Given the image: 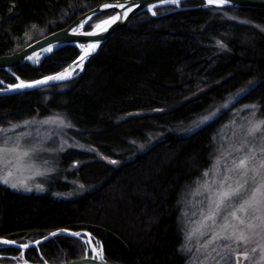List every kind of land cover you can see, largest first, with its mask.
Returning <instances> with one entry per match:
<instances>
[{"label": "trees", "instance_id": "16d2710c", "mask_svg": "<svg viewBox=\"0 0 264 264\" xmlns=\"http://www.w3.org/2000/svg\"><path fill=\"white\" fill-rule=\"evenodd\" d=\"M104 1L0 0V55L69 25ZM203 4L193 0L179 9H157L156 15L143 12L74 79L0 95V126L60 113L72 123L70 137L124 161L116 165L70 148L61 152L59 170L43 193L0 183V237L24 243L58 228L89 230L105 256L121 264H187L182 198L212 162L224 113L190 134L176 126L251 81L237 103L256 104L264 116V8ZM79 54L65 46L38 66L1 69L0 87L2 81L17 83V77L30 81L55 73ZM159 132L160 141L138 152L136 142ZM73 181L84 184V193L54 195L72 190ZM82 241L60 235L24 255L41 262L40 251L45 260L64 263L91 254Z\"/></svg>", "mask_w": 264, "mask_h": 264}, {"label": "rangeland", "instance_id": "374dc122", "mask_svg": "<svg viewBox=\"0 0 264 264\" xmlns=\"http://www.w3.org/2000/svg\"><path fill=\"white\" fill-rule=\"evenodd\" d=\"M114 13L115 11L112 10L93 17L87 23L85 30H92L96 24L111 17ZM77 72L78 70L75 74ZM253 83L252 81L247 82L230 93L224 100L214 103L201 115L175 128L182 134H190L224 113L222 116L224 122L215 134L216 145L212 162L203 175L185 190L182 198L181 222L184 234L182 249L187 255V264H264V261L260 260L261 248L264 247V228L247 229V224L240 225L239 221L230 216V212L239 205V198L222 205L215 217L205 219L209 213L216 210L214 202L217 200L218 191L224 187L235 186L237 182L244 179L235 170L229 171L233 164L245 155H252L250 149L256 150L257 159L252 163H257L259 158L264 157V153L259 151L264 146L260 139L262 133L257 132L255 138L247 135L250 125L264 120V116L259 113L256 104L237 103L238 98ZM252 105L255 107H251ZM24 121L29 123L24 124ZM71 128L72 123L60 113L35 114L28 119L0 126V148L3 149V152H0V183L16 191L41 194L46 190L50 177L59 170L61 152L70 148L93 152L109 163L116 161L117 163H113L116 165L124 162L105 156L96 147L70 137ZM163 136L164 134L159 132L150 135L146 142H136L138 152H144L160 141ZM130 158L132 157L127 160ZM261 173L264 174V170H261ZM249 176H252L251 172ZM4 179L8 180L7 184L3 182ZM258 180L259 177H257ZM12 184H16L17 187H12ZM72 184L75 185L72 190L55 191L54 195L75 198L86 190L80 181H73ZM253 186L250 181L248 191L243 193L242 198L250 194ZM240 215L244 216L246 221L250 220L253 224H260L259 220L252 219L251 212L246 215L240 213ZM225 217L234 226L227 230L228 233L235 231L236 235H239L240 229H245L244 235L247 237V242L224 238L221 226L224 224ZM213 234H215L214 239ZM84 245L86 246V243ZM3 250L4 248L0 249V261L4 264H19L23 262V259L30 261L25 257V251H20L19 255H11ZM83 252H86L85 249ZM245 253L247 255H244ZM86 255L91 256V254H84Z\"/></svg>", "mask_w": 264, "mask_h": 264}, {"label": "water", "instance_id": "95a60500", "mask_svg": "<svg viewBox=\"0 0 264 264\" xmlns=\"http://www.w3.org/2000/svg\"><path fill=\"white\" fill-rule=\"evenodd\" d=\"M187 1H193V0H180L179 4H175L172 3V0H164L163 3L160 2V0H108V1H104L102 3H100L99 5L95 6L94 8L84 12L83 14H81L80 16H78L75 20H73L69 25L57 29L53 32H50L49 34L33 41L32 43L28 44L27 46H25L24 48L9 53V54H3L0 55V70L1 69H5L9 72L12 71L13 68L20 66V65H24V64H31L34 66H38L40 65L44 59L49 56L51 53L65 47V46H75L78 49H80L81 51V47L80 45L83 44H91L93 42H95L96 40H99V46L92 51V53L89 54V56L87 57V59L85 60L83 66L81 68L78 69V72L75 74H73V72L75 71V69L78 68V61H79V56L73 60L71 63H69L68 65H66L65 67H63L62 69H60L59 71L52 73L50 75L47 76H55L57 73H70V76L64 79H52V80H48V81H44L43 83L37 84V85H33L31 87H24V88H10L9 85H13V84H8V83H3L1 82V87H0V95H8V94H14V93H19V92H24V91H30V90H36L39 88H43L46 86H50V85H54V84H58V83H62L65 81H69L71 79H74L75 77L79 76L85 69V66L87 64V62L89 61V59H91L95 54H97L100 49L102 48V46L105 44V42L116 32H118L119 30H122L124 28H126L129 25V22L131 21V19H133L135 16L143 13V12H149V13H153V11H157V9L160 8H165V7H176L177 9L182 8V4L187 2ZM198 1H203V5L202 7H215V8H226V7H257V8H264V0H230V3L225 4V5H216V4H212L209 5L208 4V0H198ZM111 4V5H115V4H124L125 8H118V7H109V8H104L103 5L105 4ZM149 4H155V8L154 9H150L148 7ZM133 5H136L133 7ZM128 7H132V11L131 12H127V8ZM117 11L116 13H114L112 16H115L117 13H120L123 18L117 20L115 23H111L110 25L106 26V31H99V32H94V30H89L86 31L85 27L87 25V23L95 16L104 13V12H108V11ZM126 16L124 15V13H126ZM153 15V14H152ZM109 19V18H107ZM82 25V27H81ZM76 28V32L73 33L71 31V29ZM88 33H95L92 35H88ZM51 48V51H48L47 49ZM30 57V58H29ZM44 76V77H47ZM41 77L39 79H35V80H30V81H43V78ZM23 80L20 77H17V83L15 84H19V82ZM25 81V80H23ZM30 81H26V82H30ZM66 228H58L55 229L51 232H49L48 234L34 240V241H29V242H17L16 244H7V243H3L4 240H11L5 237H0V249L5 248V247H10V248H14L16 250L19 251H25L27 249L30 248H38L40 247V245L44 242H46L47 240H50L56 236H67V237H76L74 235H72V233L74 232H80L81 236L80 237H76L79 238L83 241H85L83 235L88 236L95 240V237L93 236V234L88 231V230H71L68 229L69 232H64L63 230ZM51 233H56L55 236H51ZM89 233L91 234V236H89ZM45 237H47V239H44ZM14 241V240H13ZM35 241H40L39 245H36L34 242ZM23 244H28L27 248L21 247V245ZM102 255L105 257L104 260H101L99 258V256L95 255V254H91V256L86 255L84 257H80L77 259H73L64 263H59V264H121L119 262L113 261L111 259H108L105 256L104 253V248L102 250ZM39 256L42 259V262L39 263H32L30 261H27L26 259H23L22 263L19 264H53L48 262L47 260H45L42 256V254L39 251ZM0 264H4L3 262L0 261Z\"/></svg>", "mask_w": 264, "mask_h": 264}, {"label": "snow or ice", "instance_id": "6c2138e0", "mask_svg": "<svg viewBox=\"0 0 264 264\" xmlns=\"http://www.w3.org/2000/svg\"><path fill=\"white\" fill-rule=\"evenodd\" d=\"M161 3L164 2V0H160ZM172 3L175 4H179L180 0H172ZM230 3V0H208V4L212 5V4H216V5H225ZM136 5H133V7ZM104 8H109V7H118V8H125L124 4H115V5H109V4H105L103 5ZM148 7L150 9H154L155 8V4H149ZM132 11V7H128L127 8V12H131ZM126 13H124V15L126 16ZM153 15H156V12L153 11L152 13ZM123 16L120 13H117L115 16H111L109 17L108 20L102 21L100 24H96L95 28L99 29L100 31H106V27H102V25L108 26L111 23H115L117 20L122 19ZM82 26V25H81ZM35 27V26H33ZM71 31L73 33L76 32V28L71 29ZM95 33H88V35H92ZM100 41L96 40L95 42L89 44L87 47H85V45L81 44L80 47L85 49V55H88L90 52L94 51L98 46H99ZM221 44H223V42H220ZM226 47V45H225ZM48 51H51V48L47 49ZM30 58V57H29ZM83 59V58H81ZM66 75H70V73H57L55 76H47L43 78V81H30V82H26L21 80L19 82V84H13V85H9L10 88H24V87H31L33 85H37L40 83H43L44 81H48V80H52V79H64L66 78ZM251 107H255V105H252ZM205 119H208V117H205ZM24 124H28V121H24ZM262 126H264V120H260V121H256L253 124L250 125V127L247 130V135L252 136L255 138L256 133L257 132H261L262 135L260 136L262 145H264V128H262ZM13 127H16L15 125H13ZM5 143H7V141H5ZM250 151L252 152V155H245L243 158L238 159L232 166V169H230L229 171H233L235 170L237 172V174L240 177H243L244 179L242 181H239L235 184V186H228V187H224L221 188L218 191V197L217 200L214 202L215 206H216V210L209 213L208 217H205V219H209L212 217H215L217 215V212L220 210L221 206L226 204V203H230L236 199H240V203L238 206H236L231 212H230V216L232 218H234L235 220L239 221L240 225H245L247 224V229H255L257 227H261L264 228V174L261 173V170H264V157H261L258 159L257 163H252L253 160L257 159L255 157V149H250ZM260 152L264 153V146H262L259 149ZM0 152H3V149L0 148ZM112 163H117L116 161H112ZM252 173V176H249V173ZM257 177H259V180L257 181ZM251 183L254 185L251 188L250 194L247 195V197L242 198L243 197V193L248 191V185L249 183ZM4 183H8L7 179H4L3 181ZM223 183V182H222ZM12 187H17L16 184H12ZM249 212H251L252 215V219L253 220H259L260 224L256 225L253 224L250 220L246 221L244 216L240 215V213L243 214H248ZM213 223H215V221L213 220ZM230 227H234L233 225H231L229 223V220L227 217H225L224 220V224L221 226V231L224 234V238L225 239H236V240H241V241H245L247 242V237L244 235L245 229H240V234L236 235L235 231H233L231 234L228 233V229ZM64 232H69L68 229H64ZM255 234V233H254ZM51 236H55L56 233H51ZM72 235L76 236V237H80L81 233L80 232H74L72 233ZM89 236H91V234L89 233ZM213 239L215 238V234H213ZM44 239H47V237H45ZM3 243H7V244H16V241L13 240H4ZM36 245H39L40 241H35L34 242ZM87 243V241H86ZM21 247L27 248L28 244H23L21 245ZM94 250H96L99 253H102L103 250V244L100 245L99 249H95L94 246ZM255 251V249L253 250ZM261 252L262 255L260 257L261 261H264V247L261 248ZM244 255H247V253H245ZM99 258L101 260H104L105 257L103 255H99Z\"/></svg>", "mask_w": 264, "mask_h": 264}, {"label": "bare ground", "instance_id": "6f19581e", "mask_svg": "<svg viewBox=\"0 0 264 264\" xmlns=\"http://www.w3.org/2000/svg\"><path fill=\"white\" fill-rule=\"evenodd\" d=\"M109 5H111L110 3H109ZM117 11L115 10V13H116ZM105 20H108V19H105ZM105 20H103V21H105ZM102 22V21H101ZM101 22H99L98 24H100ZM82 27V26H81ZM102 27H106L105 25H102ZM93 30H94V32H99L100 30L99 29H96L95 27L93 28ZM89 44H85V47H87ZM90 53H92V52H90ZM89 53V54H90ZM89 54L88 55H85V49L84 48H81V54H80V57H79V61H78V68L77 69H75V71L73 72V74L79 69V68H81L82 66H83V64H84V62H85V60L87 59V57L89 56ZM81 58H83V59H81ZM70 75H67V77H69ZM83 237H84V239H85V243H86V241H87V250L91 253V254H95V255H97V256H99V255H102V253H99L98 254V252L96 251V250H94V246H95V249H99L100 248V245L94 240V239H92V238H90L89 237V239H88V236H86V235H83Z\"/></svg>", "mask_w": 264, "mask_h": 264}]
</instances>
